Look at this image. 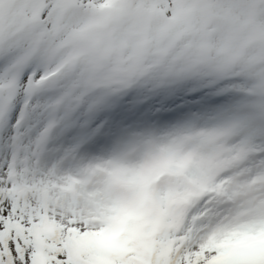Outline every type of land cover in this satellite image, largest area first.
<instances>
[{"label": "snow or ice", "instance_id": "1", "mask_svg": "<svg viewBox=\"0 0 264 264\" xmlns=\"http://www.w3.org/2000/svg\"><path fill=\"white\" fill-rule=\"evenodd\" d=\"M0 264H264V0H0Z\"/></svg>", "mask_w": 264, "mask_h": 264}]
</instances>
